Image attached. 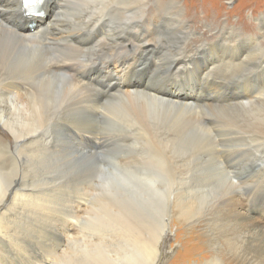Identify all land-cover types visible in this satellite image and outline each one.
I'll return each instance as SVG.
<instances>
[{
    "label": "bare ground",
    "instance_id": "obj_1",
    "mask_svg": "<svg viewBox=\"0 0 264 264\" xmlns=\"http://www.w3.org/2000/svg\"><path fill=\"white\" fill-rule=\"evenodd\" d=\"M207 1L0 0V264H158L173 222L209 237L198 264H259L264 24ZM215 165L230 193L206 204Z\"/></svg>",
    "mask_w": 264,
    "mask_h": 264
},
{
    "label": "rangeland",
    "instance_id": "obj_2",
    "mask_svg": "<svg viewBox=\"0 0 264 264\" xmlns=\"http://www.w3.org/2000/svg\"><path fill=\"white\" fill-rule=\"evenodd\" d=\"M199 2H201V1H199ZM205 2L208 3L207 0H205ZM196 4H198V3L195 2L194 5H196ZM208 5L210 7L215 8V9L217 8L216 11L219 12V18L221 20L224 18H227V19L231 20V22L240 21L243 24V27H245L246 29L249 28V29H247L248 31L254 32L256 25L257 26L260 25V22H261V24H264V0H220L219 4L215 1H211V3H209ZM193 11H195L194 12L195 14L197 13L196 15H198L200 12V10L196 9L195 6H193ZM191 12H192V10H191ZM209 16H210V14L207 15V17H209ZM208 19H210V17ZM39 22L45 23V21H39ZM196 28H197V30H201V26L198 24H197ZM195 41L197 43L199 42L198 39H196V38H195ZM209 58H211V55H209ZM257 64H260L259 60L257 61ZM149 66H150L149 64L146 65V68H144L146 70L142 74H139V75L135 74L133 76H130L129 79H131V80L135 79L136 80L138 78V79L144 81V79L146 77H148V75L150 74ZM206 67H207V63L201 62V67L197 73L198 77L197 78L196 77L190 78L191 79L190 84H192V91L194 92V94L196 93L195 96H199V97H201V99L207 95L202 94V92L199 89V86H200V80H199L200 77L199 76L201 75V73L203 71H205ZM186 72H188V71H185V73ZM238 72L239 71L233 72L232 73L233 76ZM259 74H260V72H259ZM189 75H191V74H189ZM258 76L259 75H257V77ZM186 77L187 76L185 75L184 80ZM211 80H213V78H211ZM216 81H220V79L216 80ZM241 85H243V84L240 83V85L236 88L229 87L228 90H230V91H228L224 94H221V95L218 94L217 96H214L213 98H211L210 101H214L215 99H217L219 97L220 101L218 100L219 102H217V103H219V104L224 103V101L226 99L225 97L227 94L231 93L230 96L232 97L233 95L241 94L242 90L246 89V88L243 89V87H240ZM237 88H239V89H237ZM246 90H248V89H246ZM187 91L190 92V89H188ZM0 135L4 136V133L1 131ZM260 164L264 165L261 161H260ZM213 167L212 168L214 169V171L212 173H210V174L206 173L205 176H203V175L198 176V175L193 174L195 176L193 178H191V180H192L191 185L194 186L196 188V190L199 189L202 191V187H203V191H205L204 194H207L205 197L206 204H211V203L217 202L222 193H225V192L230 193V190L228 188H226V190H225V188H223V186L220 184V183H222V181L225 182V179H221V181L218 180V174H220L222 172V170L217 165H215ZM204 177H205V179H204ZM198 179H200L201 181ZM200 182H202V183H200ZM231 196L234 199H236V197H234V194H231ZM243 202H244L243 200H242V202H241V200H238V203L236 204V206L233 205L234 208L235 207L239 208L236 211V213L239 212L238 214L240 215V217L242 215H244L243 210H241L242 209L241 205L243 204ZM123 204L129 208H136L135 204L138 205L137 200H136V202H133L132 198H128ZM161 209H160V212H161ZM167 211H168V207H166V209H165V214H167ZM142 212H143V214L145 213L144 210H142ZM250 215H252V217L255 219L256 226L258 225L257 227L261 229L259 232V229L256 227L257 229L255 232V235H256V243L257 244H255V245H257V246H255V253H256V255L258 253V255L256 256L258 263L264 264V232H262V231H264V221H263L264 220V209L260 208V212H259V210L253 211ZM150 217H148V219ZM172 225H173V227H171V231L169 230L168 237L165 238V241L161 245V258H160V261L158 264H198V262L201 263L203 260L209 258L213 254V252H212L213 246H211L212 244L209 242L210 239L207 235H204V236L200 235L201 238H198L199 231H193V232H191L190 230L188 231L187 230L188 229L187 223L173 222ZM197 229L203 230V229H207V227L205 226L203 228V225H202V227H199ZM259 235H261V236H259ZM192 236H194V238ZM259 238H261V239H259ZM258 239L260 241H262V240L263 241L260 242ZM257 241L260 243H258ZM204 243H206L208 247L207 246L204 247L203 246ZM262 243H263V245H262ZM183 247H184V250H183ZM186 248H188V249H186ZM205 248H207V249H205ZM201 249H203V251ZM223 255L225 256L227 264H241L239 261L234 259L229 254L225 253Z\"/></svg>",
    "mask_w": 264,
    "mask_h": 264
},
{
    "label": "snow or ice",
    "instance_id": "obj_3",
    "mask_svg": "<svg viewBox=\"0 0 264 264\" xmlns=\"http://www.w3.org/2000/svg\"><path fill=\"white\" fill-rule=\"evenodd\" d=\"M25 5H37L42 4L43 0H24Z\"/></svg>",
    "mask_w": 264,
    "mask_h": 264
}]
</instances>
